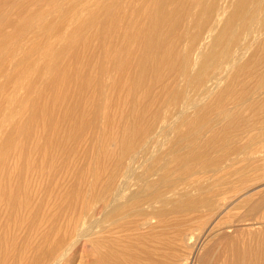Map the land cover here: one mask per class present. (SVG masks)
I'll list each match as a JSON object with an SVG mask.
<instances>
[{"label": "rangeland", "instance_id": "obj_1", "mask_svg": "<svg viewBox=\"0 0 264 264\" xmlns=\"http://www.w3.org/2000/svg\"><path fill=\"white\" fill-rule=\"evenodd\" d=\"M143 1L0 0V145L10 147L8 136L16 124L26 122L28 114L23 111L28 104L39 96L41 101L50 98L53 72L75 52L80 53L73 68L76 77L84 72L92 78L97 75L107 111L101 116L91 112L99 102L94 84L76 94L77 112L88 125L76 135L70 133L62 111L66 107L75 111L76 99L72 86L67 87L65 100L54 107L56 143L43 148L45 131L40 124L32 129V136L18 138L20 147L10 148L0 161V173L9 171L10 182L19 176L25 183L30 193L26 211L39 205L44 217L19 247L27 256L40 244L46 218L58 214L59 225L66 224L67 194L72 189L82 194L76 216L73 212L69 227L61 231L64 238L52 252L42 250L43 264H59L57 260L73 252L76 264L81 252L78 264H89L95 234L123 233L115 227L102 230L99 224L110 226L104 214L132 193L152 191L147 194L152 202H143L129 213L139 222L146 218V224L128 234H145L160 262L174 253L173 264H198L195 252L201 253L222 225L241 231L264 227V203L254 214L256 220H237L248 213L250 199L264 194V86L258 88L264 75V0H165L175 12L158 25L162 41L151 34L154 61L139 71L141 52L132 55L126 75H137V81L129 92L126 79L123 87L116 81L129 50L143 33L140 29L131 40L126 37ZM148 10L142 11L143 21L152 12ZM113 15L118 16L108 31L104 25ZM85 37L89 43L82 46ZM162 48L166 49L159 55ZM96 65L103 74L96 73ZM125 142H129L126 151L113 160L116 163L110 161L109 151ZM191 147L196 155L189 165L173 160ZM162 178L165 181L155 188ZM146 182L152 185L143 190ZM108 197L111 200L105 204ZM4 207L0 203V223L5 220ZM155 212L162 215L148 217ZM222 219L226 222L217 226ZM178 223H186L194 237L202 230L212 234L201 237L196 248L194 239H180ZM11 232L19 243L26 229L22 225ZM137 240L138 245L144 241ZM136 251L142 255L140 248ZM7 264L24 263L8 260Z\"/></svg>", "mask_w": 264, "mask_h": 264}, {"label": "bare ground", "instance_id": "obj_2", "mask_svg": "<svg viewBox=\"0 0 264 264\" xmlns=\"http://www.w3.org/2000/svg\"><path fill=\"white\" fill-rule=\"evenodd\" d=\"M148 8L150 10H152V12L148 13L147 19H146V21L144 20L145 21L144 22L142 20V15H143L142 11L145 13V11L148 10ZM173 12H175V10ZM173 12L169 6V1L166 2L165 0H144L143 4H141L140 7L137 9L136 16H134V22L126 31V37L131 40L130 37L134 36V34L137 31L139 32L140 29L142 30L143 33L140 35L141 36V37H139L140 39L138 41H136V43L133 45V48L131 50H129L130 54H127V58H125V61L123 63V67L120 69V72H119L120 75L116 81V84L118 86L123 87V85L125 83V79H126L128 81V84H129V86L127 88L128 91L131 92L134 89V85L137 81V79H136L137 75L134 76L131 73L128 76L126 75L127 71L130 69V66H131L130 62H131L132 55L135 53L141 52V54H140L141 55V57H140L141 61L139 63V67H138L139 71H142L143 66L147 67V65L149 66V64L154 61L153 58H151V51L153 50L155 44L152 43L153 39L151 37H153L152 35H155L154 37L160 38V41H162L161 40L162 34L160 33V29H159L160 27H158V25L161 26L162 19L169 17ZM117 16L118 15H113L106 22V24L104 25V28L106 30L111 31L113 29L114 24H115L116 19H117ZM172 28H174V26ZM0 34H2V33H0ZM85 39H86V37H85ZM88 43H89V39L88 40L86 39V41H84L82 43L83 44L82 46H86V45H88ZM170 44H168V46ZM127 46H128V44L126 43L124 45V47L127 49ZM165 49L166 48H162L161 51L159 52V55H162L163 50H165ZM260 51H263V50H260ZM222 53H224V52H222ZM68 54H67V56H68ZM224 54H226V52ZM79 57H80V53L75 52L71 56V59L67 62L66 65L60 67L59 69H57L53 72L52 79H51V82L49 85V89L51 90V96L49 99H47V100L43 99L44 101L43 100L41 101L40 96H39L32 103L28 104L26 107L24 106L25 108H24L23 112H27V114H28L26 117V122L16 124L14 126V128L12 129L10 135L8 136V139H9L8 142L10 143V147L7 146L8 143L0 145V161H3L5 155L8 153L10 148L15 147L18 149L20 147V141L18 138L23 140L24 138L32 136V132H33L32 129L40 126V124L43 126L44 131H45V133H44L45 140H44V144L42 145L43 148H47V147L49 148V146H52L56 143L57 140L55 141L52 139V136L56 135V132H57V125L55 123L54 107L56 104H60V106H61V102H63L65 100L67 87L72 86V95H73L74 100L76 99V101H75L76 110L75 111H74V109H71L70 107H66L65 109L63 108V111H62L63 119L70 123V131H71L70 133L76 135V131L79 132L83 128H85V126L88 125V121H85L82 118L81 113L77 112V107L79 105V102H78V96L76 97V94H80L83 90L87 89L88 87L92 86L93 84H94V87H93L94 93H95V95H97L99 102L93 106L91 112L94 116L106 115V112H107L106 107H104L101 103V99L103 96H102L101 87H100V83H99V80L97 78V75H95V78H92L86 74L87 72H84V73L79 74L80 77H78V78L76 77V75L78 73L76 74V69H73V68H75L76 64L79 62ZM99 57H101V55H98V58ZM159 58H160V56H159ZM176 58H177V56H176ZM27 60H28V58H27ZM172 61H174V60H172ZM21 64H22V62H21ZM150 67H151V65H150ZM95 70H96V73L99 71L100 73L103 74L100 66L96 65ZM158 71H159V69H158ZM144 72H146V70ZM150 72H151V70H150ZM148 74H150V73H148ZM153 76H154V74H153ZM243 84H244V82H243ZM261 86H264V75L258 79V88H260ZM136 87H138V86H136ZM132 97L134 99L136 98V96L131 93V98ZM25 103H28V102L25 101ZM107 116H105V118H106V121L109 122L110 119ZM251 118H253V117H251ZM71 124H72V126H71ZM96 127L97 126H95V128ZM47 133L51 136L48 137ZM110 135L109 136L105 135L104 138L108 139L110 137ZM249 135H250V132H249ZM126 139H127V136H126ZM127 140H129V139H127ZM119 143H121V142H119ZM190 144H192V143H189L188 146ZM128 145H129V142H125L119 148L116 147L114 149H111L109 151V160L112 161L113 163L114 162L116 163V161H113V160L116 159L117 157H120L121 151L122 150L126 151V149L128 148ZM195 155H196L195 150L193 147H191L189 150H187L185 152L183 157L177 156L173 160L178 159L179 161H181V163L184 162L183 164L187 163L189 165L190 164L189 162L193 161V159L195 158ZM27 167H28V163L26 164V168ZM189 168H190V166L188 167V169ZM9 173H10L9 171H7L6 174L0 173V203H3L5 206L4 207L5 208L4 209L5 210V220L3 223H0V264H7L8 260H11V262H14V263H22L23 262L24 264H43L44 259L42 258V255H41L43 252L42 250H44L46 248V251L52 252L53 251L52 249L56 247V243L60 242L64 238L65 233H62L61 231L63 228L69 227V224H70L73 216L74 215L76 216V203L78 200L81 199L80 197L82 194L80 192H77L76 189H72V191L67 194V196H66L67 202H66V204H63V205H66L68 207V210H69L67 213L68 219H67L66 224L63 227L59 225V223L57 222V220L60 218L58 214L52 216L51 219L46 218V226H45L44 230L41 232L40 244L38 243L36 246H34L32 249H30L29 256H27V253L20 251L21 249H19V247L22 246V244L27 242V240L29 239L28 235L32 231L38 230L37 228H38V226L42 220L41 218H44V217L41 215L39 205H36V206L32 207L31 210L26 211V209H28L27 206H28L29 201H30V193H28L27 190H25V183L20 180L21 178L19 176L16 179H13L12 182H10L11 181V177H10L11 175ZM95 173H100V172L96 171ZM262 178H264V176ZM162 181H165V180L162 178L158 181V183L157 182L154 183L155 188H157L156 185L162 184ZM95 182H97V181H95ZM150 185H152V184H149L146 182L143 185V187L145 186L143 188V190L147 189ZM96 188L97 187H95V189ZM95 189H94V191H95ZM111 191H113V190H111ZM150 192H152V191H150ZM150 192H147L144 194L142 192L132 193L130 196H128L125 199V201L123 203L114 204V202H113L114 205L103 216V220L110 221V226H102L101 224H99V227H101L102 230L108 231V232L110 231L109 228L115 227L117 231H122L123 233L119 234L118 236H113V235H109V234L102 235L100 233L95 234V236L91 240V244H90L91 259H90L89 264H173V259H175V257H176L174 253H172V254L167 253V256H166L167 261L160 262L158 260V258L155 257V255L157 254L156 248H152L150 246V244L146 242L147 240L146 241L144 240V239H148L147 237H145V234L142 233V234L136 235V236H130L128 234L130 231H134V230L140 228L141 225L146 224V222H147L146 218L142 219V221L139 222L137 219H132L130 217L129 213L131 212V210L133 208L141 205L143 202H152L154 200L152 195H147ZM114 195H116V194H114ZM184 195H186V194H184ZM253 198L250 199L249 202L247 200L248 198L245 199L246 200L245 203L248 202L246 204L248 206V209H247L248 213L242 215L243 218L237 219L238 221L239 220H248V219L249 220H252V219L256 220V217L254 216V214L259 209V207L263 205L264 194H262V195L259 194L257 196V198H255V197H253ZM110 200H111V198L108 197L104 203L107 204ZM110 206H111V204H110ZM73 212H74V215H73ZM97 214H98V212H97ZM160 215H162L161 212H155V213H151L150 215H148V217L151 218V217L160 216ZM93 220H94V218H93ZM225 222H226V220L222 219L219 222H217L216 225L219 226V225L224 224ZM22 225L25 226L26 234H25V237L23 238V240H21L19 243H17L14 241V238L12 235L13 233L11 232V229L14 230L15 228H18L19 226H22ZM185 225H186V223H184V224L178 223L177 224V232L179 234L180 239L181 240L185 239V238L187 240L194 239L195 247L197 248V246L201 240V237L203 238V236H205V234H206L205 231L202 230L200 232L201 233L200 235H196L194 237V235L191 233L192 230L191 229L188 230V228H186ZM93 228H94V226H93ZM199 228L201 230L202 227H199ZM211 234H209V235H211ZM209 235H207V237ZM137 237L140 240L141 239L144 240L143 242H141L140 245H138L139 241L137 240ZM166 246H168L167 243H166ZM138 248H140L142 255H140L139 252L136 251V249H138ZM73 251H75V250H73ZM73 251H71V252H73ZM193 251H194V249H193ZM196 251H198V250H196ZM44 253H46V252L44 251ZM77 254H79V253L77 252ZM80 254H79V256L82 257L83 256L82 252ZM79 256H78V258L80 259ZM76 257H77L76 254H74V252H73L68 257H65L62 261L61 260L60 261L57 260V261L59 262V264H76ZM79 259H77V264H78ZM191 259H193V258H191ZM194 259L198 264H264V227L259 228V229L241 231V230H237L235 226H228L225 228L222 225L218 232L211 235V237L209 238V242L207 243V245L203 249V251L199 254L195 252ZM190 260H189V262H190ZM182 264H184V263H182ZM190 264H192V263L190 262Z\"/></svg>", "mask_w": 264, "mask_h": 264}]
</instances>
